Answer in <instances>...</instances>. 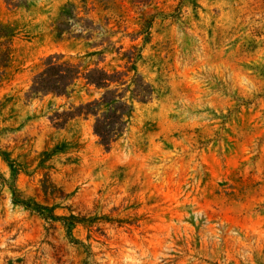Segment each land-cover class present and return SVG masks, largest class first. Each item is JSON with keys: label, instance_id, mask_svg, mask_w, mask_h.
Masks as SVG:
<instances>
[{"label": "rangeland", "instance_id": "374dc122", "mask_svg": "<svg viewBox=\"0 0 264 264\" xmlns=\"http://www.w3.org/2000/svg\"><path fill=\"white\" fill-rule=\"evenodd\" d=\"M69 1L0 0L13 28L0 86V264H264V0H120L114 39L140 29L138 9L154 15L149 36L122 37L141 48L135 69L153 94L132 102L109 148L92 115L50 119L102 90L79 79L69 96L29 97L49 55L96 60L52 32ZM112 57L100 65L120 63Z\"/></svg>", "mask_w": 264, "mask_h": 264}, {"label": "trees", "instance_id": "16d2710c", "mask_svg": "<svg viewBox=\"0 0 264 264\" xmlns=\"http://www.w3.org/2000/svg\"><path fill=\"white\" fill-rule=\"evenodd\" d=\"M3 1L13 7L21 6L25 2ZM119 2L120 0H77L64 3L52 23V32L59 38L69 36L82 40L88 49L86 55L96 56V60L91 63L84 62L86 56H83L78 62H73L61 55H49L43 60L42 69L34 76L28 91L30 98H36L39 94L69 96L79 79L85 80L87 85L96 90H102L98 98L70 106L68 110L60 113L55 112L50 119L54 121V125L62 127L69 119L92 115L93 132L105 148H109L125 131L133 110L132 102H146L153 94L152 86L135 69V63L142 59L141 48L136 44L127 48L122 43V37L126 35L134 40L143 32L149 36L154 15L147 17L138 9L140 15L137 24L140 29L114 39L115 35L125 31L122 23L126 11ZM129 2L134 6L136 3L145 5L151 1ZM12 36L13 28L0 23V86L11 64ZM107 54L114 55L120 63L116 66L109 64L110 67L100 65ZM0 154L4 152L1 151ZM21 203L37 212L44 210L46 217L56 218L47 207H41L29 200ZM67 223L72 225V222Z\"/></svg>", "mask_w": 264, "mask_h": 264}]
</instances>
